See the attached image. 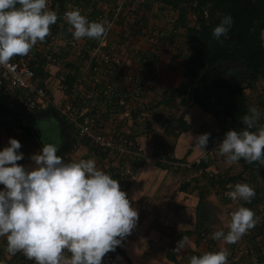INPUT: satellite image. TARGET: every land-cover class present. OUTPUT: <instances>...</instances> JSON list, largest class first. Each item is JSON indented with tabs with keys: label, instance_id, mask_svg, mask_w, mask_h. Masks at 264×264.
<instances>
[{
	"label": "clouds",
	"instance_id": "obj_1",
	"mask_svg": "<svg viewBox=\"0 0 264 264\" xmlns=\"http://www.w3.org/2000/svg\"><path fill=\"white\" fill-rule=\"evenodd\" d=\"M57 19L49 0H0V65H7L14 56L27 55L50 34ZM64 20L76 40H99L107 34L105 22L89 20L78 8L67 10ZM232 24V16L223 14L212 37L222 42ZM261 116L260 108L250 105L241 117L245 127L224 133L217 147L228 164L243 159L264 165V127L251 131ZM209 135H190L201 158L206 157ZM59 143L44 142L31 156L30 168L17 163L24 158L19 140L10 137L0 148V237L5 238L9 254L22 253L35 264H102L103 257L115 252L131 234L138 211L118 180L93 158L65 162L57 155ZM227 195L250 203L256 193L248 183L237 182ZM258 219L251 208L241 204L231 212L227 232L217 229L212 239L234 244ZM186 239L179 240L174 250L180 252ZM229 254L227 247L206 251L192 255L188 264H228Z\"/></svg>",
	"mask_w": 264,
	"mask_h": 264
},
{
	"label": "crops",
	"instance_id": "obj_2",
	"mask_svg": "<svg viewBox=\"0 0 264 264\" xmlns=\"http://www.w3.org/2000/svg\"><path fill=\"white\" fill-rule=\"evenodd\" d=\"M155 67L160 66H154V70L153 67L141 66L135 72L142 78L150 75L149 71H155ZM168 68L157 75L154 90L143 97L151 123L147 126L133 124L129 128L130 133L143 145L144 152L137 162L134 175L117 180L131 206L137 209L138 222L131 234L123 240L122 246H118L110 256L114 264H188L192 255L227 247L230 253L228 264H264V226L261 224L264 216V174L257 166L243 167L239 161L232 164L226 162L217 146L224 133L235 128L224 125L216 114L201 106L193 92L188 94L183 114L179 117L187 129L176 134L164 131L163 125L158 124L162 113L168 109L164 107L166 100L164 102L163 98L166 99L172 91L177 90L184 80L183 66ZM203 78L198 79L203 82ZM206 88L209 89L204 85L199 95L212 103L218 93L212 85L207 96L203 93ZM151 103L154 104L152 110L154 108L153 111H157L154 115L153 111L148 112ZM37 120L45 122L51 129L52 134L46 141L43 140L44 131ZM151 124L154 128L150 127ZM204 132L210 135L205 148L206 157L201 158L190 141V135L195 137ZM75 134V130L63 117L54 114L50 108L13 115L0 107V148L8 144L10 137L19 140L24 158L17 163L26 168L32 167L31 156L40 151L44 142L58 141L57 155L65 162L69 158L74 161L78 156L85 155L93 158L97 166L105 171L107 165L103 156L92 153L86 142ZM154 142L163 143L175 158L187 163L193 162L194 166L166 168L155 156L151 146ZM110 169L115 171L116 166L112 165ZM237 182L248 183L255 189L256 195L250 203L234 201L227 195ZM241 204L254 211L259 218L256 225L234 244L226 245L223 240H213L212 233L217 229L223 228L227 232L230 214ZM184 238H187L185 247L180 252L175 251L177 242ZM4 239L0 237V261L3 264H35L22 253L9 254ZM239 250L244 253H239ZM253 256L256 257L255 263Z\"/></svg>",
	"mask_w": 264,
	"mask_h": 264
},
{
	"label": "built area",
	"instance_id": "obj_3",
	"mask_svg": "<svg viewBox=\"0 0 264 264\" xmlns=\"http://www.w3.org/2000/svg\"><path fill=\"white\" fill-rule=\"evenodd\" d=\"M80 3L65 0L59 16L61 20L50 26V34L45 40L38 42L27 55L14 56L7 65H0V107L15 115L54 105L68 125L90 145L91 152L103 156L106 173L120 180L130 178L143 156L144 147L129 128L134 122L144 123L143 97L153 78L150 75L140 78L124 66L121 45L110 42L109 31L124 19L119 15L121 4L113 6L104 2L102 10L93 12L92 21L107 23L106 36L99 40L72 37L64 13L72 8L80 10ZM68 47L75 49L81 64L75 68L73 78L64 81L65 77L57 78L54 73L64 71L68 75V70L65 71L68 67L65 48ZM54 90L62 95L60 101L54 100ZM244 96L247 109L256 105L264 114L262 92L258 98L254 89ZM104 110L109 112L107 116L101 114ZM118 112L119 118L114 117ZM258 124L259 128L264 127V121H258ZM153 149L158 162L166 168L189 167V163L175 158L162 144H155ZM81 158L87 159L80 155L75 160ZM112 165L116 166L115 171L110 169ZM239 253L243 251L239 250ZM110 254L103 257L102 264H114ZM252 259L255 263L256 257Z\"/></svg>",
	"mask_w": 264,
	"mask_h": 264
},
{
	"label": "rangeland",
	"instance_id": "obj_4",
	"mask_svg": "<svg viewBox=\"0 0 264 264\" xmlns=\"http://www.w3.org/2000/svg\"><path fill=\"white\" fill-rule=\"evenodd\" d=\"M62 1L49 0V8L57 13V21L61 20L59 16L63 9L62 4L60 5ZM77 1L81 2L80 4H78L80 6L81 13L84 14L89 20H92L94 11L98 12L102 10L101 6L104 2L112 3L113 6L114 4H121V11L119 15L124 19L122 20V22L116 23L114 25V30L112 29L109 31V34L111 35L110 42L114 44L119 43L122 47L120 56L125 58L121 63L124 66H128V68L130 70L132 69V71L134 72L136 71V68L138 70L141 66H148V68L153 67V70L154 66H160L157 68L155 67L156 73L152 70L149 71L148 74L151 75L154 72V75H151V77L153 78L152 84L147 89L145 96L154 90L156 81L158 79V74L163 73V71H165V69H167L168 67H184V60L187 59L190 51L189 40L192 36L195 35V33L192 31V28L199 27V23L196 20L197 12L193 10L192 5H190L189 3L183 1L175 3L173 2V0H75V2ZM69 28L70 26H68V29ZM253 36L258 39L261 44V48L264 50V29L255 30L253 32ZM65 52L67 54L66 60L68 61V65H66L68 67L65 68V71L68 70L69 72L66 74L73 75L76 73L75 68L80 66L81 62L79 60V57L76 55V51L74 48H65ZM160 56H162V59ZM126 60L129 62L126 63ZM162 64L163 66H161ZM148 68L146 69V71L149 70ZM167 70H169V68ZM63 72L64 71H57L54 74L57 78L65 77L66 79L63 78L64 81H70V79L67 78L68 75H65ZM226 74H228L229 76H227ZM208 76H213L214 78L221 76L228 81L229 88L226 89L224 87L218 92H222L225 95L229 93L230 99L234 98L235 90L238 88H241L243 95H246L249 90L253 89L256 90L257 98L261 92L264 94V75L259 76L256 81L252 82L247 77L246 69L240 60H222L216 63V65L207 67L199 77H204L202 79L204 80ZM175 90L172 91L168 95V97H166V99L165 97L163 98L164 102L166 100L164 107H168V109L162 113V119H160V122L158 123L159 125H163L164 131L166 133L172 134H176L178 131H182L180 127H177V119H179V117H181L183 114L188 94L193 92L186 87L182 88L181 90ZM57 91H53L55 93L54 100L56 101L59 98L62 99V95H59L60 93L58 94ZM219 93V98H217L219 99V101H221V94ZM61 99H59L58 101H60ZM159 104H161V101L159 102ZM152 107H154V104L151 103L148 112H152L153 110H155L154 108L152 110ZM49 108L50 111L54 112V114H58L61 116V114L57 110V107H55L54 105H49L46 107L47 110H49ZM262 108L264 109V107ZM147 110L148 108L146 109L145 107L143 111V125L145 126L151 123V120L149 119V116L147 114ZM156 112L157 111H153L152 114L154 115V113L156 114ZM101 114L103 116H107L109 112L107 110H104L101 112ZM114 117L119 118V112ZM221 118L222 117H219L220 120ZM259 121H264V114L261 116V119ZM37 123L42 127L44 131L42 132L43 140H48L49 135L52 134L51 129H49V126L45 122L38 121ZM136 124L140 125L139 123L134 122V125ZM150 127L154 128L152 124ZM76 137L84 140L80 138L79 135H77ZM84 141L86 142V140ZM86 144L90 148V145L87 142ZM155 144L160 143L154 142L151 144V146H153L154 148ZM162 146H164L167 151L170 150L169 147L165 146L163 143ZM68 160V162L71 161L70 158ZM193 166L194 164L193 162H191L189 163L188 168H192ZM263 220L264 216H262L261 218V224L264 226Z\"/></svg>",
	"mask_w": 264,
	"mask_h": 264
},
{
	"label": "trees",
	"instance_id": "obj_5",
	"mask_svg": "<svg viewBox=\"0 0 264 264\" xmlns=\"http://www.w3.org/2000/svg\"><path fill=\"white\" fill-rule=\"evenodd\" d=\"M182 1L192 5L193 10L197 12L199 27L192 28L195 35L189 40L190 51L184 60V80L178 89L186 87L192 90L195 100L209 110L204 105L197 87L200 84L198 77L207 67L222 60H240L252 82L264 75V50L258 39L253 36L255 30L264 29V0H173L175 3ZM225 13L232 16L233 24L227 36L221 37L220 42L212 37V29ZM72 76L68 75L67 78L72 79ZM219 84L229 88L227 80L220 81ZM247 110L245 96L241 88H238L234 98L228 100L225 106L226 116L221 120L240 131L245 127L241 117ZM177 124L180 129H187L181 118L177 119ZM257 128L258 122L251 131H256ZM239 162L243 167L257 166L264 174V165L258 162L247 163L243 159Z\"/></svg>",
	"mask_w": 264,
	"mask_h": 264
},
{
	"label": "flooded vegetation",
	"instance_id": "obj_6",
	"mask_svg": "<svg viewBox=\"0 0 264 264\" xmlns=\"http://www.w3.org/2000/svg\"><path fill=\"white\" fill-rule=\"evenodd\" d=\"M225 80V78H223V77H221V76H218V77H216V78H214L213 76H211V77H206L205 79H204V81L203 82H200V84L197 86L198 87V90H199V93H200V90L201 89H203V86L204 85H207V87L209 88V89H211V87H212V85H213V87L216 89V91H217V93H219L218 91H220L222 88H226V89H228L225 85L223 86V85H220L219 83H220V81H224ZM204 83V84H203ZM206 87V86H205ZM209 89H204V94L205 95H207V96H209ZM219 94H221V101H219L220 102V105L225 109V106H226V104H227V102H228V100L230 99V94L228 93V94H223L222 92L221 93H219ZM200 97H201V95H200Z\"/></svg>",
	"mask_w": 264,
	"mask_h": 264
},
{
	"label": "water",
	"instance_id": "obj_7",
	"mask_svg": "<svg viewBox=\"0 0 264 264\" xmlns=\"http://www.w3.org/2000/svg\"><path fill=\"white\" fill-rule=\"evenodd\" d=\"M201 98H202V101H203L204 105L207 108H209V110L211 112L216 114L218 117L224 118L226 116L225 109L222 106H220V102H219V99H218L219 97L216 98L212 103H210L207 100H205L203 96Z\"/></svg>",
	"mask_w": 264,
	"mask_h": 264
}]
</instances>
